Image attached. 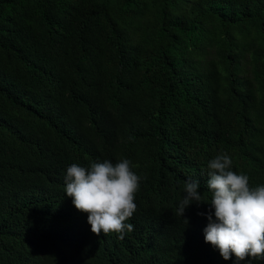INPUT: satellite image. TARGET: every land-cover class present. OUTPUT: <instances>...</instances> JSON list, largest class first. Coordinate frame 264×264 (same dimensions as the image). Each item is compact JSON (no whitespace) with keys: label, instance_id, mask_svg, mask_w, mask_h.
I'll return each instance as SVG.
<instances>
[{"label":"trees","instance_id":"trees-1","mask_svg":"<svg viewBox=\"0 0 264 264\" xmlns=\"http://www.w3.org/2000/svg\"><path fill=\"white\" fill-rule=\"evenodd\" d=\"M220 153L264 185V0H0V264H236L205 242ZM122 159L133 230L97 236L67 168Z\"/></svg>","mask_w":264,"mask_h":264},{"label":"clouds","instance_id":"clouds-1","mask_svg":"<svg viewBox=\"0 0 264 264\" xmlns=\"http://www.w3.org/2000/svg\"><path fill=\"white\" fill-rule=\"evenodd\" d=\"M208 169L207 187L213 195L208 203L205 242L218 249L225 261L233 256L236 264L264 260V185L249 187L248 175L235 169L226 153L216 155ZM140 179L128 159L115 165L107 160L92 163L90 169L72 164L67 168L65 193L78 211L88 214L92 233L99 236L115 232L123 239L125 230H133V225L125 222L137 209L134 201ZM199 189L198 180L185 182L179 215L184 217L192 203H202Z\"/></svg>","mask_w":264,"mask_h":264}]
</instances>
